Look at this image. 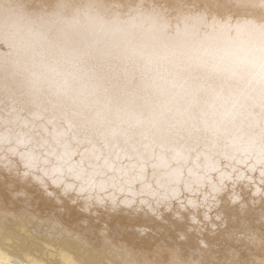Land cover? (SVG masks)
I'll use <instances>...</instances> for the list:
<instances>
[{"label": "bare ground", "instance_id": "6f19581e", "mask_svg": "<svg viewBox=\"0 0 264 264\" xmlns=\"http://www.w3.org/2000/svg\"><path fill=\"white\" fill-rule=\"evenodd\" d=\"M1 31L0 264H264V0H0Z\"/></svg>", "mask_w": 264, "mask_h": 264}, {"label": "rangeland", "instance_id": "374dc122", "mask_svg": "<svg viewBox=\"0 0 264 264\" xmlns=\"http://www.w3.org/2000/svg\"><path fill=\"white\" fill-rule=\"evenodd\" d=\"M4 33L5 36L0 37V46H2V43H4V39L7 38L8 33L1 31V34ZM18 40L16 41V39L14 40V44H17ZM4 47V46H2ZM5 48V47H4ZM60 54V53H59ZM58 51L56 52V57H58ZM153 54L150 53L148 55H135L134 53L131 55H126V61L119 64V65H112L110 62L111 58L109 56H107V60H106V66L104 65L102 68V72L101 73H107L110 72L111 69L113 70L114 74H116V79L114 81H120L122 80V78L124 77V74L127 72H130V70H135L136 68H138L139 66H141L143 63H145L147 60L152 59ZM89 59L91 62L94 59V53L89 52L87 55H85L82 59L79 60V65L76 69L77 75L80 78H90V74L94 73L95 71H97V67L101 66V62L95 64L96 67H94L93 70L90 69H86L84 67V62ZM76 61V58H73L71 56V54H68L67 52L64 53V62L63 64L60 65L59 67V72H54L52 74V79L51 82H53L55 85L57 84V82L66 72H68L71 69V65L72 63ZM92 65H94V62L91 63ZM29 66V65H27ZM91 71V72H90ZM164 74L165 76H167L168 72L165 70L164 66L162 64H154L150 67V69L147 71L146 73V78L147 81L150 83L152 82V80L159 75ZM2 152H0L1 154ZM12 159H15V156L11 157ZM12 264H22L21 261L18 259H14V261L12 262Z\"/></svg>", "mask_w": 264, "mask_h": 264}]
</instances>
